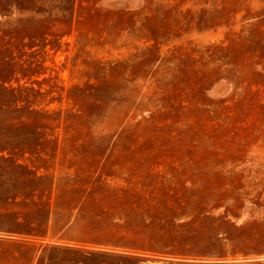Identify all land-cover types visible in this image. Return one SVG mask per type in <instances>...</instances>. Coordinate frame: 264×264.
Wrapping results in <instances>:
<instances>
[{
	"label": "rangeland",
	"instance_id": "rangeland-1",
	"mask_svg": "<svg viewBox=\"0 0 264 264\" xmlns=\"http://www.w3.org/2000/svg\"><path fill=\"white\" fill-rule=\"evenodd\" d=\"M0 229V264H264V0H0Z\"/></svg>",
	"mask_w": 264,
	"mask_h": 264
},
{
	"label": "trees",
	"instance_id": "trees-1",
	"mask_svg": "<svg viewBox=\"0 0 264 264\" xmlns=\"http://www.w3.org/2000/svg\"><path fill=\"white\" fill-rule=\"evenodd\" d=\"M14 234H22V235H28V234H25V233H17V232H13L11 230H2L0 229V239H6L8 236H13ZM31 236H34V237H39V236H36V235H31ZM40 237H44V236H40ZM92 254H98V255H101V256H105L109 259H113V260H117L119 262H122V261H134L135 258L133 255L129 254V253H121V252H115V251H112V252H103V253H92ZM264 253H261L260 255H262ZM194 260V259H193ZM223 260V259H222ZM214 264H223V263H214ZM244 264H262L261 261H252V262H246Z\"/></svg>",
	"mask_w": 264,
	"mask_h": 264
}]
</instances>
